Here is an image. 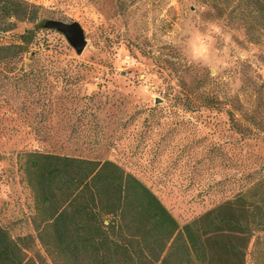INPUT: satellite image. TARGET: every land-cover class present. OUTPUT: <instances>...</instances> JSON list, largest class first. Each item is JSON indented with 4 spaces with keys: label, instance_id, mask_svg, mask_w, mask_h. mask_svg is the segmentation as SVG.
Returning a JSON list of instances; mask_svg holds the SVG:
<instances>
[{
    "label": "rangeland",
    "instance_id": "obj_1",
    "mask_svg": "<svg viewBox=\"0 0 264 264\" xmlns=\"http://www.w3.org/2000/svg\"><path fill=\"white\" fill-rule=\"evenodd\" d=\"M23 1L36 18L12 19L15 30L0 35L7 42L37 32L22 61L0 64V224L14 236L35 234L22 150L114 160L181 225L264 180V28L246 18L247 5ZM48 20L79 23L83 53ZM198 87L218 97L216 108L186 99ZM254 242L246 262L264 263Z\"/></svg>",
    "mask_w": 264,
    "mask_h": 264
},
{
    "label": "trees",
    "instance_id": "obj_2",
    "mask_svg": "<svg viewBox=\"0 0 264 264\" xmlns=\"http://www.w3.org/2000/svg\"><path fill=\"white\" fill-rule=\"evenodd\" d=\"M238 2L247 5L246 18L264 28V0ZM36 14L23 0H0V35L15 30L12 19ZM36 36L28 30L0 42V64L22 61ZM189 91L186 99H200V106L219 102L199 87ZM17 157L34 198L35 234L14 236L0 224V264H47L41 250L52 264H247L254 239L252 253H264L262 179L181 225L145 182L114 160L40 150Z\"/></svg>",
    "mask_w": 264,
    "mask_h": 264
},
{
    "label": "water",
    "instance_id": "obj_3",
    "mask_svg": "<svg viewBox=\"0 0 264 264\" xmlns=\"http://www.w3.org/2000/svg\"><path fill=\"white\" fill-rule=\"evenodd\" d=\"M48 29H56L62 32L69 43L75 48L76 52L81 55L87 45L85 32L82 26L77 23H66L59 20H48L45 23Z\"/></svg>",
    "mask_w": 264,
    "mask_h": 264
},
{
    "label": "clouds",
    "instance_id": "obj_4",
    "mask_svg": "<svg viewBox=\"0 0 264 264\" xmlns=\"http://www.w3.org/2000/svg\"><path fill=\"white\" fill-rule=\"evenodd\" d=\"M197 39H200V37H197Z\"/></svg>",
    "mask_w": 264,
    "mask_h": 264
}]
</instances>
